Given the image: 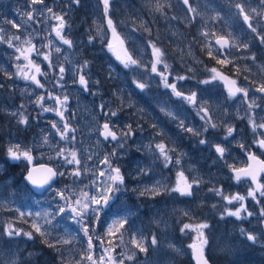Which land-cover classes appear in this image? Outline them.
I'll return each instance as SVG.
<instances>
[{
	"label": "rangeland",
	"instance_id": "rangeland-1",
	"mask_svg": "<svg viewBox=\"0 0 264 264\" xmlns=\"http://www.w3.org/2000/svg\"><path fill=\"white\" fill-rule=\"evenodd\" d=\"M189 4L194 12L189 11L183 0H112L108 16L123 38L124 47L139 61V66L125 67L107 47L112 42V33L101 0H80L79 5L70 0H44L43 4L35 5L31 0H0V28L4 29L0 32L4 38L0 40V264H91L86 259L89 250L81 224L72 212H58L59 207L65 206V200L57 192L63 191L72 201L85 192L90 197L97 196L108 183L105 156L121 169L125 176L121 187L126 190L116 193L103 207L95 227H89L93 259L107 255L104 248L114 247L111 255L117 260L123 259L121 253L135 252V259H124V264H193L188 245L194 242L196 233L191 230L182 233L181 228L184 224L207 223L209 227L204 232L209 243L205 253L214 264H264V217L259 214L264 207V197L258 196L259 204L249 197L245 203L253 216L237 219L223 214L225 209L234 210L239 205L228 204L223 196L212 191L222 189L224 195H246L254 186L249 187L246 181L237 182L230 166L246 167L248 151L264 158L262 149L254 144L264 130L253 133L247 118V114L254 112L257 123L264 120V96L255 91L264 84V44L248 28L236 7L242 4L254 17L252 24L257 32L264 35V17L251 11L264 12V3L261 0H189ZM46 8L60 15L67 13L68 26L63 34L72 41L71 47L56 37L54 28L59 22ZM29 12L34 16L30 21ZM8 21L22 27L14 28ZM152 30H161L159 37H155L157 33ZM15 36L20 39H13ZM90 36L94 37L91 42ZM221 36L229 39L233 46L221 49L216 44ZM9 40L13 47L9 46ZM25 40H31L36 49L25 53L28 59L16 51V48L29 47ZM150 41L161 48L163 59L169 65L167 69L163 64L157 65L158 72L171 73L168 82L176 83L185 96L195 92V105L175 96L170 88L164 87L161 76L151 71L155 57ZM244 44L248 47L244 48ZM57 47L60 52L55 51ZM45 55L49 56L51 64L44 59ZM18 56L20 59L16 58ZM218 59L231 62L219 64ZM29 60L39 66L40 73L29 65ZM86 60L88 66L82 68ZM60 67L65 69L63 74L59 72ZM212 68L229 80H235L237 86L247 88L248 98L242 94L230 96L229 85L224 80L212 79ZM30 69V75L35 74L43 88L23 78ZM79 74L88 80L87 90L77 82ZM177 76L188 79L176 81ZM205 80L209 83H202ZM137 82L146 87L138 88ZM49 94L61 99L68 97L65 119L75 129L69 132L68 139H61L51 127L54 122L63 128L60 117L55 112H42L34 103L39 96H44L46 107H60L48 98ZM253 99L261 107L249 110L248 103ZM22 104L25 106L22 111L29 119L28 126L18 124V117L9 115L21 110ZM101 104L105 111H117V116H106ZM201 107L206 111L200 112ZM202 116L205 119H201ZM208 117L218 127H209L204 132ZM105 122L117 126L114 130H126L131 125L133 134L126 142L105 141L100 135ZM227 126L235 127L236 132L226 140ZM185 128H192L193 132ZM44 136H48L47 144L43 143ZM201 139L207 143L201 144ZM121 142H124L122 148L118 147ZM161 143L166 145L172 158L167 166L156 148ZM240 143L244 144L243 149ZM16 144L24 150L31 149L37 165H49L65 175L58 176L45 193L35 194L23 180L28 171L26 160L12 161L7 157V148ZM217 144L226 148L223 158L215 151ZM65 149L77 153L81 161L80 177L70 175L76 165L66 164L64 158L57 155ZM113 152L115 156L110 155ZM65 156H69L68 151ZM177 159L179 164L175 163ZM101 171L105 174L99 175ZM180 172L189 182L201 181L199 186H193L191 196L170 191L176 186ZM158 186H163L161 194L140 195L145 189ZM20 212L25 215L21 217ZM29 212L33 215H27ZM121 218L127 219L124 227L116 236H107L113 221ZM94 219L89 214L84 223L91 225ZM34 222L48 231L51 241L63 239L70 243L59 244L57 252L41 243L35 233L33 240L6 234L9 224L14 229L34 232ZM241 229L255 234L257 242L249 241ZM121 233L123 243L117 238ZM141 236L149 241L147 253L140 252L131 243L133 237ZM153 236L157 240L154 246L150 243Z\"/></svg>",
	"mask_w": 264,
	"mask_h": 264
},
{
	"label": "snow or ice",
	"instance_id": "snow-or-ice-1",
	"mask_svg": "<svg viewBox=\"0 0 264 264\" xmlns=\"http://www.w3.org/2000/svg\"><path fill=\"white\" fill-rule=\"evenodd\" d=\"M44 0H31V4H43ZM70 3L79 5L80 0H70ZM101 3L103 4V12L105 16L107 17V26L111 30L112 33V42L108 43L107 47L109 51H112L118 60L121 61V63L125 67H130L132 65H137L139 66V61L137 59H134L131 53L128 52V50L124 47V40L121 38L120 34L116 30V25L114 21L111 19L110 16H108V13L111 8V3L112 0H101ZM183 3L188 6L189 11L194 12L195 9L191 7L189 4V0H183ZM261 3H264V0H261ZM236 7L239 9L240 14L243 17L244 22L247 24L248 28L251 29L253 33H256L257 36H259L260 42L264 44V35H260L259 32H257V28L253 26L252 20L253 16L249 15L248 12L245 11L244 6L242 4H237ZM35 11V10H34ZM46 11L48 13H52V18L57 20L59 23L55 26L54 31L56 37L59 38L60 41L63 42V44L68 45L69 47L72 46V41L68 38H66L63 34V30L65 29L66 26H68V22L65 20V13L64 15L56 14L53 12L52 8H46ZM253 13H255L257 16L264 17V12H257L256 9L251 10ZM43 15V12L40 13ZM27 19L33 20L34 16L32 12H29L27 14ZM27 22V21H26ZM8 23L12 24L14 28H20L22 25L16 24L13 21H8ZM146 31H150L148 29H145ZM4 29L0 28V32H3ZM3 36H0V40H3ZM15 40H19V36L13 37ZM94 39V37H89V42ZM9 46L13 47L14 45L11 43V41H8ZM25 44L29 45V47L24 50L22 48H16L17 52H20L21 55H24L25 59H28V56L25 54L26 52L30 53L32 51H35V45L31 44V40H25ZM152 47V54L155 57L154 62L151 65V71L153 73H158V75L161 76V78L164 81V87L165 88H170L172 90V93L177 96L181 97L183 99H186L190 104L195 105L196 104V93L193 92L191 95L185 96L182 91H179L177 89L176 83H169L168 82V75H171V73H166V72H158L157 65L163 64L164 68L167 69L169 65L164 61V52L161 50V48L157 47L155 43H152L151 41L149 42ZM216 43L220 45L221 49L231 47L232 42L221 36L216 39ZM51 44V42H49ZM244 48H247L248 45L244 44ZM56 52H60L61 49L57 47L55 49ZM209 55H212L211 52H209ZM17 59H20V57H16ZM253 60H255V56L251 57ZM45 60H49V64H51V61L49 59L48 55L44 56ZM217 62L219 64H226L230 63L231 61L227 59H218ZM29 65L33 68H35L36 73H40V68L39 66L35 65L32 63L31 60H29ZM88 66V61H84V64L81 66L82 68H86ZM65 69L63 67H60L59 72L63 74ZM214 75L212 76V79H222L224 80L228 85H229V95L232 97H235L237 94H242V96L247 99L249 96V90L245 87H240L237 86V82L235 80H229L227 77L223 76L221 73L217 72L215 68L210 69ZM23 78L25 80H31L34 82L36 85H38L40 88H43L44 85L41 84L40 80L37 78L35 74H28L24 73ZM62 78V76H61ZM176 81H182L185 79H188L186 76H177L175 77ZM85 90L88 89V80L86 79L85 75L79 74L78 81H77ZM96 83H99V81H96ZM202 83H209L208 80L202 81ZM137 87L140 89H144L146 87L145 84L137 82ZM27 92V90H24ZM256 92L259 93H264V84H260L259 87L255 88ZM49 99L55 100L56 104H58L60 107L53 108V107H46L44 105V96H39L34 103L41 108L42 112H55L57 116L60 117V121L63 124V128L59 127L57 123H52L51 127L52 129L55 130V132L61 137V139H68V134L69 132H75V129L70 126L68 121L65 119V111L67 110L65 108V105L68 101L67 95L61 99L59 96H52L49 94L48 96ZM261 107L260 104L256 103V100L253 99L250 103H248V109L251 110L253 108H259ZM101 111H104V114L106 116H111L115 117L117 116V111L114 110H107L105 111L104 105H100ZM21 110L17 111H12L9 113L11 116L18 117L17 123L20 125L28 126L29 124V119L28 116L25 115V112L22 111L25 109V106L22 104L20 105ZM206 110L201 107L200 112H205ZM170 114V113H169ZM199 115V112L197 113ZM38 118V117H37ZM248 118V123L251 126V129L253 133H256L257 130H264V120L261 122L257 123L255 119V113L251 112L250 114H247ZM201 119H205L204 116L201 117ZM241 119H244V117H241ZM211 118L208 117L207 121L208 124L206 127H204L203 131L207 132L209 127L215 129L218 127L217 124L211 123L210 122ZM117 126L111 125L109 122H105L102 125V135L105 140H112V141H124L126 142V138L130 137L133 132L131 125L127 126V129H119V130H114ZM181 127H183V122L181 121ZM187 132H193L192 128H185L184 129ZM119 131V135H118ZM236 132V128L233 126H227L226 127V135L225 139L227 140L228 137H232L233 134ZM196 135H199L200 133H194ZM72 140H75V136L71 137ZM124 142L118 143V147H124ZM201 144L207 143L205 139H201L199 141ZM43 143L47 144L48 143V136L43 137ZM254 144L258 146L260 149H264V132L260 133V138H257L254 140ZM216 153L219 154L220 158H223L226 152V148L217 144L214 145ZM240 148H244V144L240 143L239 144ZM156 148L159 150L160 154L164 157L165 161V166H167L168 163L172 162V158L168 155V151L166 150V145L164 144H157ZM65 151L69 152V156H65ZM248 151V150H246ZM7 157L12 160V161H20V160H26L29 163L32 162L33 156L31 155L30 150H24L20 147L19 144L9 146L7 148ZM58 156L63 157L65 160L66 164L70 165H76L77 167L70 173V175L75 176V177H80L82 175V172L79 168V165L81 163L80 159L77 157V153L75 151H71L68 149L61 150L57 153ZM111 156H115L116 153L113 152L110 154ZM90 158V157H89ZM248 159L251 161L250 164H248L246 167L242 168H235L233 166L231 167L232 172L234 173V179L239 182L242 179H248L251 181V183L254 185V187L249 188L247 191L246 195H241L240 193H236L233 195H224L222 189H212L217 195L223 196V199L228 203V204H234L237 203L239 206L236 207L234 210L232 209H225V212L223 215L235 217L237 219H244L246 217H251L253 216V213L251 211H248L247 205L245 201L251 197L257 204L260 203V200L258 199L259 197H264V183H261L259 180V176L261 173H264V160H260L253 152L248 151ZM103 163L107 166L106 171H108V183L104 185V187L100 190L97 196H89L88 193H81L80 198L76 199L75 201L71 200V196H65L63 191H58L57 195L61 197V199L65 200V206L59 207L58 212L63 213L66 210L72 212L74 214V218H77V223L81 224V230L83 231L84 235L87 237V246L89 250V255L86 256V259L88 261H91V264H124V259H127L129 261L135 259V252H132L131 254L125 255L124 253H121V256L123 259L117 260L114 256L111 255V253L115 250L114 247L111 248H104L103 251L107 255H101L99 256L98 260L93 259V255L91 254V250L93 249V237L89 234V227H95V223L99 221L100 219V212L102 211L103 207L107 206L109 204V201L112 200L115 196L116 193L121 192L122 189L121 186L125 184V176L121 172V169L119 167L113 166L111 160L109 159V156H105ZM176 164L180 163V160L177 159L175 161ZM39 171L36 168L31 169L27 176L25 177L26 180L30 181L33 185H38V186H43L45 184H48L52 179H54L57 176H64V172H58L54 170L53 168H44L43 172L45 175L43 176L42 179H37L35 176V173ZM104 171H101L99 175H104ZM95 183V181L93 182ZM201 183L200 180L193 179L191 182H189L188 178L184 176L183 172L178 173V181L177 184L174 188L170 189L172 192H177L181 196H191L193 186H199ZM161 187L163 186H158L154 187L152 189H145L140 193V195H145L146 193H150L151 195H159L161 194ZM165 191H169L168 189H164ZM215 207V205H213ZM19 211V209H17ZM89 214H92L94 216V221L91 225L84 223L86 219H88ZM243 214H246L243 215ZM260 216L264 217V207L260 209ZM25 213L20 212V216L23 217ZM27 215L31 216L33 215L32 213H27ZM37 216H39V213H36ZM184 215H188V213H184ZM223 215L221 218H223ZM45 223H50V221H45ZM127 223L126 218H121L119 220H114L112 226H110L107 229V236H116V233L120 231L121 228L124 227V225ZM209 225L207 223H200L197 225H191V224H184L183 227L181 228V232H185V230H191L196 233L195 240L192 244L188 245V247L192 250L193 257L196 261V264H210L208 258L205 255V248L207 247L209 241L208 237L206 236L204 229H207ZM32 229L33 231H23L22 229H14L11 224L8 225L7 229V236L13 237V236H25L28 240H33L35 239V234L39 235L41 238V243H43L45 246L54 249L55 251L59 252L60 249L58 247L59 244H68L70 243L69 240H55L51 241L49 237L48 231L39 223H33L32 224ZM115 229V231H114ZM241 233L246 235V238L253 242L256 243L258 240V237L250 232H245L244 229H241ZM121 243H123V234L121 233L117 237ZM99 239V237H97ZM147 238H144L141 236L139 239H136L135 237L132 238L131 243L135 246L136 249H138L140 252L147 253L148 244ZM111 244V241H109ZM151 245H156L157 240L155 236L151 237L150 240ZM118 246V245H117ZM179 251V249H177ZM33 255L32 253H29V256Z\"/></svg>",
	"mask_w": 264,
	"mask_h": 264
},
{
	"label": "water",
	"instance_id": "water-1",
	"mask_svg": "<svg viewBox=\"0 0 264 264\" xmlns=\"http://www.w3.org/2000/svg\"><path fill=\"white\" fill-rule=\"evenodd\" d=\"M217 44V43H216ZM219 47H220V45L219 44H217ZM103 131V130H102ZM102 131L100 132V135H101V137L104 139V137H103V135L101 134L102 133ZM105 140V139H104ZM110 140V139H109ZM105 141H108V140H105ZM112 141V140H111ZM113 142H116V141H113ZM247 159H248V155H247ZM260 159V158H259ZM261 160V159H260ZM251 163V161H249V159H248V164H250ZM33 168H36V169H38L39 171H37L36 173H35V176H36V178L39 180V179H42L43 178V176L45 175V173L43 172V169L44 168H53V167H51V166H49V165H46V164H40V165H32L31 163H29V170H28V172L31 170V169H33ZM54 169V168H53ZM55 170V169H54ZM28 172L25 174V176H24V181H25V183L28 185V187L34 192V193H36V194H43L47 189H49L52 185H53V183H55L56 181H57V178H58V176L57 177H55L54 179H52L48 184H45V185H43V186H38V185H33L30 181H28V180H26L25 179V177L27 176V174H28ZM232 175H233V177H234V173L232 172ZM264 175V173H261L260 174V176H259V180H261V178H262V176ZM250 181V180H248V179H242L241 181ZM251 182V181H250ZM193 190V189H192ZM206 255V254H205ZM207 257V256H206ZM208 258V257H207ZM191 259H192V261H193V263L194 264H196V261H195V259H194V257H193V253L191 252ZM209 260V259H208ZM209 262H210V264H212L211 263V261L209 260Z\"/></svg>",
	"mask_w": 264,
	"mask_h": 264
},
{
	"label": "flooded vegetation",
	"instance_id": "flooded-vegetation-1",
	"mask_svg": "<svg viewBox=\"0 0 264 264\" xmlns=\"http://www.w3.org/2000/svg\"><path fill=\"white\" fill-rule=\"evenodd\" d=\"M30 73H32V69H30L29 70V74ZM263 96H264V93H261ZM257 110H260V109H257ZM0 121H1V118H0ZM1 138V137H0ZM31 150V149H30ZM262 151L264 152V149H262ZM31 155L33 156V160H32V162H31V164L32 165H37V163H36V161H35V159H34V152L31 150ZM264 159V158H263ZM262 158H261V160H263ZM27 162V165H28V170H29V162L28 161H26ZM39 165V164H38ZM241 168V167H240ZM28 171H26L24 174H26ZM25 176V175H24ZM247 182V185L250 187L251 185H253L250 181H246ZM260 182L261 183H264V175L262 176V178H261V180H260ZM56 183V182H55ZM53 186V185H52ZM52 186H51V188H52ZM254 186V185H253Z\"/></svg>",
	"mask_w": 264,
	"mask_h": 264
},
{
	"label": "trees",
	"instance_id": "trees-1",
	"mask_svg": "<svg viewBox=\"0 0 264 264\" xmlns=\"http://www.w3.org/2000/svg\"><path fill=\"white\" fill-rule=\"evenodd\" d=\"M154 33L156 32L157 34H155V37H159L158 35L161 33V30H152ZM153 37H154V34H153ZM4 82V81H2ZM4 130H6V126L4 127ZM2 138V136H1ZM209 259L212 261V259L209 257ZM37 260H40V258H38ZM50 261V260H48ZM213 262V261H212Z\"/></svg>",
	"mask_w": 264,
	"mask_h": 264
},
{
	"label": "bare ground",
	"instance_id": "bare-ground-1",
	"mask_svg": "<svg viewBox=\"0 0 264 264\" xmlns=\"http://www.w3.org/2000/svg\"><path fill=\"white\" fill-rule=\"evenodd\" d=\"M188 72V71H187ZM189 80H187V82H188Z\"/></svg>",
	"mask_w": 264,
	"mask_h": 264
}]
</instances>
